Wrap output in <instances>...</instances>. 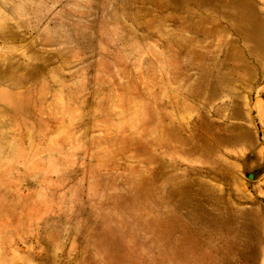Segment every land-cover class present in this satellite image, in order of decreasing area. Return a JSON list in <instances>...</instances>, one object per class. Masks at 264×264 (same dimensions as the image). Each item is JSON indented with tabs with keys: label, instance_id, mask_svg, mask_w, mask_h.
Listing matches in <instances>:
<instances>
[{
	"label": "rangeland",
	"instance_id": "374dc122",
	"mask_svg": "<svg viewBox=\"0 0 264 264\" xmlns=\"http://www.w3.org/2000/svg\"><path fill=\"white\" fill-rule=\"evenodd\" d=\"M0 264H264V0H0Z\"/></svg>",
	"mask_w": 264,
	"mask_h": 264
},
{
	"label": "bare ground",
	"instance_id": "6f19581e",
	"mask_svg": "<svg viewBox=\"0 0 264 264\" xmlns=\"http://www.w3.org/2000/svg\"><path fill=\"white\" fill-rule=\"evenodd\" d=\"M162 215L158 214L155 217L149 219V221H150L149 222L150 223L149 231L151 232L152 235H154L157 238V240L160 242V244L164 243V238L167 240L169 237V229L167 227L164 228V226L159 227L161 220L163 218ZM162 232L165 235L164 238H161V236H159V233L162 234ZM113 234L114 233L112 231L110 234H105V235L106 236H112ZM112 240L114 241V244L117 248L121 246L120 242L118 240L115 241L114 238H112ZM123 253H124V251L122 252V254L120 253V255H118V257L114 258V260L115 261H131V256L124 255Z\"/></svg>",
	"mask_w": 264,
	"mask_h": 264
}]
</instances>
